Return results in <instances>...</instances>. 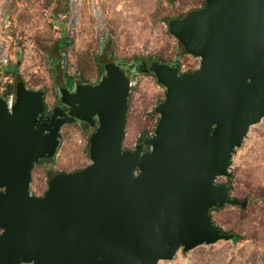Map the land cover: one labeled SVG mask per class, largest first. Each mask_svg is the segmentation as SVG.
Here are the masks:
<instances>
[{"label":"water","instance_id":"water-1","mask_svg":"<svg viewBox=\"0 0 264 264\" xmlns=\"http://www.w3.org/2000/svg\"><path fill=\"white\" fill-rule=\"evenodd\" d=\"M166 26L198 66L140 62L164 98L152 135L132 149L122 148L128 77L110 59L95 84L71 91L57 68L65 111L45 113L44 91L19 79L9 107L0 97V264H156L179 247L232 238L208 212L236 203L216 178L229 175L232 152L264 117V0H204ZM72 119L96 123L89 163L31 195L33 164L54 156L56 130Z\"/></svg>","mask_w":264,"mask_h":264},{"label":"rangeland","instance_id":"rangeland-1","mask_svg":"<svg viewBox=\"0 0 264 264\" xmlns=\"http://www.w3.org/2000/svg\"><path fill=\"white\" fill-rule=\"evenodd\" d=\"M204 0H0V94L7 84L22 80L27 89L44 91L51 110L58 102L56 74L69 83L95 82L103 75L102 62L116 60L131 71L122 147L133 148L141 135L153 132L158 119L154 106L164 89L154 76L135 71L149 57L176 62L180 71L194 70L198 57L184 53L168 31L166 20ZM12 72H6V67ZM58 68V69H57ZM58 146L51 158L35 162L29 192L41 197L54 173L71 172L89 163L87 134L75 122L61 123ZM227 177L216 183L229 186L234 204L209 210L218 228L237 237L219 239L188 251L179 247L172 258L156 264H264V117L249 126L230 158Z\"/></svg>","mask_w":264,"mask_h":264},{"label":"flooded vegetation","instance_id":"flooded-vegetation-1","mask_svg":"<svg viewBox=\"0 0 264 264\" xmlns=\"http://www.w3.org/2000/svg\"><path fill=\"white\" fill-rule=\"evenodd\" d=\"M200 8V7H199ZM194 9H197V8H194ZM190 10V9H189ZM187 12V11H186ZM185 12V13H186ZM184 13V14H185ZM183 14V15H184ZM183 15H181V16H183ZM181 16H179V17H174V18H180ZM151 60H157L158 62H163V63H168V64H173V63H176V62H164V61H160V60H158V59H153V58H149V57H146V58H143V59H141V60H139V63L136 65V67L134 68L135 69V71H141L143 68H144V66L145 65H147L148 63H149V61H151ZM112 62H114V63H116V64H118L119 65V67L120 68H123L124 69V71H125V74L127 75V77H128V79H130V73H131V71H129V69H128V67H126L124 64H122V63H120V62H118V61H116V60H111ZM141 61H144V66H143V64L142 65H140V62ZM177 64V63H176ZM102 70H103V62H102ZM178 70H179V65H178ZM189 71V70H188ZM191 71V70H190ZM179 72H184V71H180L179 70ZM103 73H104V70H103ZM151 74V73H150ZM102 76V75H101ZM100 76V77H101ZM100 77L95 81V82H93V83H91V82H75L74 80H72L71 81V83H69V82H67L66 80H65V78H63L64 79V84H65V87L67 88V90H69V91H71V90H73V87L76 85V84H78V83H88V84H95L99 79H100ZM56 90H57V93H58V102L52 107V109L54 108V107H59L61 110H63V111H65V106L64 105H62V103L60 102V95H59V92H58V89H57V87H56ZM129 91H130V88H129V90H128V93H129ZM51 109V110H52ZM51 110H46L45 109V106H44V112L45 113H49ZM66 122H75V123H77L78 125H80V127L81 128H84L85 129V131H86V134H87V140H88V133H89V131L91 130H93L95 127H96V123H94V128L92 127L91 129H90V127L88 126V125H85L84 123H82V122H80V121H77V120H66L65 122H63V123H66ZM89 130V131H88ZM136 143H138V140H137V142ZM135 143V144H136ZM134 144V145H135ZM133 145V146H134ZM123 148V147H122ZM125 149V148H124ZM132 149V148H131ZM143 149H147V147L145 146ZM78 170H80V169H78ZM74 171H76V170H74ZM71 172H73V171H71ZM61 173H64V172H61ZM54 174H56V173H54ZM53 175V174H52ZM31 194V193H30ZM32 195V194H31ZM35 196V195H34Z\"/></svg>","mask_w":264,"mask_h":264},{"label":"built area","instance_id":"built-area-1","mask_svg":"<svg viewBox=\"0 0 264 264\" xmlns=\"http://www.w3.org/2000/svg\"><path fill=\"white\" fill-rule=\"evenodd\" d=\"M6 63V58L5 57H0V65H4ZM133 85L132 80L128 79V86L129 88H131V86ZM12 98H13V93H9L4 99L5 102L7 104V107H9V105L12 102ZM152 135V131L148 132L146 136H151Z\"/></svg>","mask_w":264,"mask_h":264},{"label":"trees","instance_id":"trees-1","mask_svg":"<svg viewBox=\"0 0 264 264\" xmlns=\"http://www.w3.org/2000/svg\"><path fill=\"white\" fill-rule=\"evenodd\" d=\"M5 71L9 73V72H12L13 70H12V67L9 66V67L5 68ZM13 88H14L13 84H7L6 88L1 92L0 97L5 98L9 93H13ZM208 214H209V212H208ZM236 239H237V237H233L232 241H235Z\"/></svg>","mask_w":264,"mask_h":264}]
</instances>
